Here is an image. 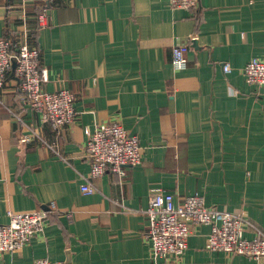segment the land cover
<instances>
[{
    "label": "crops",
    "instance_id": "1",
    "mask_svg": "<svg viewBox=\"0 0 264 264\" xmlns=\"http://www.w3.org/2000/svg\"><path fill=\"white\" fill-rule=\"evenodd\" d=\"M42 0H0V37L37 47L48 79L77 111L58 130L22 105L9 71L0 87V224L7 210H47L38 233L0 264L37 257L66 264H264V257L207 250L208 224L191 228L177 261L153 258L145 236L151 188L174 201L198 193L205 205L243 209L264 232V87L249 84L243 65L264 54V0H198L195 9L168 0H55L37 27ZM40 5V6H39ZM196 35L195 40L190 37ZM189 43L186 67L172 47ZM230 70L224 72L222 65ZM32 123L55 150L21 143L14 116ZM119 121L136 135L141 159L126 175L90 178L84 127ZM247 226L243 235L251 237Z\"/></svg>",
    "mask_w": 264,
    "mask_h": 264
},
{
    "label": "built area",
    "instance_id": "2",
    "mask_svg": "<svg viewBox=\"0 0 264 264\" xmlns=\"http://www.w3.org/2000/svg\"><path fill=\"white\" fill-rule=\"evenodd\" d=\"M55 0H42L37 13V27L42 28L47 22V11ZM172 8L195 9L198 0H168ZM27 31H23V40L0 37V87L6 74L11 70L18 81L22 105L39 114L41 125L47 124L52 129L71 124L77 111L73 107L74 95L67 88L59 87L52 91L44 88L48 79L45 66L40 65V53L26 41ZM196 35L190 37L195 40ZM189 43H178L172 47V65L175 69L186 67V51ZM222 70H230L228 63ZM244 79L249 84L264 87L263 57L250 58L241 69ZM22 132L21 143L33 138L55 150V144L46 141L29 121L14 113ZM86 142L85 157L89 161V172L83 177L81 191L93 192L95 187L90 178L112 173L118 177L126 175L128 166L140 162V146L136 135L130 134L119 121H107L94 125L93 129L84 127ZM57 152V150H55ZM146 216L145 236L150 243L153 258H161L169 263L177 261L187 248V239L191 228L198 224H208L206 236L207 250L222 251L228 255H244L250 258L264 257V232L255 226L243 209L232 211L205 205L200 194L194 193L174 201L170 192L160 188H151L148 206L143 210ZM8 221L0 224V252L20 250L31 238L41 231L47 210L27 211L7 210ZM254 229L251 237L243 235L246 227ZM33 264L53 263L44 257H37Z\"/></svg>",
    "mask_w": 264,
    "mask_h": 264
},
{
    "label": "trees",
    "instance_id": "3",
    "mask_svg": "<svg viewBox=\"0 0 264 264\" xmlns=\"http://www.w3.org/2000/svg\"><path fill=\"white\" fill-rule=\"evenodd\" d=\"M40 5H42V4L40 3ZM40 5H39V6H40Z\"/></svg>",
    "mask_w": 264,
    "mask_h": 264
}]
</instances>
